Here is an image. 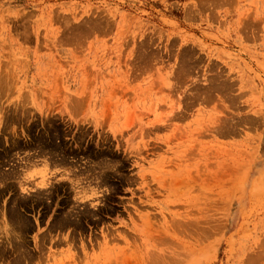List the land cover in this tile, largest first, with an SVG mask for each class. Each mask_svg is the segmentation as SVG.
I'll use <instances>...</instances> for the list:
<instances>
[{"label":"rangeland","instance_id":"rangeland-1","mask_svg":"<svg viewBox=\"0 0 264 264\" xmlns=\"http://www.w3.org/2000/svg\"><path fill=\"white\" fill-rule=\"evenodd\" d=\"M0 264H264V0H0Z\"/></svg>","mask_w":264,"mask_h":264},{"label":"clouds","instance_id":"clouds-1","mask_svg":"<svg viewBox=\"0 0 264 264\" xmlns=\"http://www.w3.org/2000/svg\"><path fill=\"white\" fill-rule=\"evenodd\" d=\"M25 176H26V174H25L24 177H23L24 180H25ZM29 191H30V189H29L27 186H25V185H21V186H20V192H21L22 194L27 195V194L29 193ZM97 195L99 196L100 193H97ZM83 201H89V200H83ZM83 201H82V202H83ZM96 206H97L96 204H93V205H92L93 208H95Z\"/></svg>","mask_w":264,"mask_h":264}]
</instances>
